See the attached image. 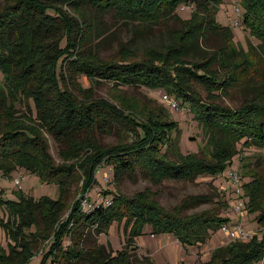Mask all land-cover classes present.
<instances>
[{
	"label": "trees",
	"instance_id": "1",
	"mask_svg": "<svg viewBox=\"0 0 264 264\" xmlns=\"http://www.w3.org/2000/svg\"><path fill=\"white\" fill-rule=\"evenodd\" d=\"M221 1L12 0L0 8V72L3 79L0 86V171L7 175L21 167L58 187V195L53 199L34 200L20 191L18 201H13L3 199L0 192V208L4 207L7 213V219L0 218V224L14 243L9 245L8 254L0 247V264H24L38 244L45 242L49 244L43 262L136 264L132 258L136 247L134 238L141 233L145 223L192 245L204 243L209 230L230 224L229 218L220 214V210L227 209L226 200H217L210 209L182 214L181 210L192 200L212 201L205 196L184 199L179 208L171 211L147 192L126 196L106 191L100 204L80 205V198L83 199V194L95 183V171L102 164L111 167L116 181L135 170L145 173L156 184L163 180H194L208 172L222 173L238 153L239 144L264 143V83L258 95L238 107L215 100L218 95L215 91L226 92L240 83L238 75L247 62L246 58L235 61L241 48L233 43L227 28L215 20L216 7ZM180 3H193L194 10L189 18L181 20L180 29L172 31L171 43L160 49L147 48L138 53L122 45L116 57H100L93 46H85L93 27L86 19L85 9L92 12L96 20L98 15L111 13L149 28L153 23L177 17L176 9ZM241 5L245 9L243 24L262 44L264 0H241ZM210 34L225 35V46L197 60H188V50ZM52 38L48 43L47 40ZM64 64L75 70L77 76L83 75L92 81L107 79L117 87H159L173 94L174 100L187 104L193 112L211 154L183 155L177 137L172 136L177 122L170 118L165 108L162 115L149 111L137 114L131 109L121 110L103 99L85 102L75 99L63 88L61 70ZM213 64L217 65L214 70L210 68ZM195 84L202 86L207 96L202 97L193 88ZM29 101L36 109L42 108L50 134L64 147L80 139L90 142L95 135L111 131L126 130L134 135L131 142L124 141L123 144H95L77 166L85 169L81 197L73 202L65 218L62 211L70 206L66 201L65 185L73 163L54 164L46 142L13 113L17 106H26ZM242 188L246 197L247 185L243 184ZM251 201L250 196L245 207L253 212ZM263 217L259 214L257 220L261 222ZM113 222H123L125 234L123 248L115 253L109 245L97 241V236L106 233ZM64 237L69 239L65 246L62 243ZM262 255L264 235L258 239L253 234L245 240H230L213 249L209 264H243ZM142 260L152 264L147 255Z\"/></svg>",
	"mask_w": 264,
	"mask_h": 264
},
{
	"label": "rangeland",
	"instance_id": "2",
	"mask_svg": "<svg viewBox=\"0 0 264 264\" xmlns=\"http://www.w3.org/2000/svg\"><path fill=\"white\" fill-rule=\"evenodd\" d=\"M11 1L0 0V8ZM207 5L211 6V3ZM194 7L193 3H180L176 9L178 18L171 17L163 23H153L149 28L137 26L135 22L128 19L114 17L111 13L98 15V20H96L93 13L85 9L86 19L93 26L87 35L85 46H93L100 57H116L122 45L135 49L138 53L147 48L160 49L163 45L171 43L172 31L181 28V20L189 18ZM216 8V22L227 28L231 33L233 43L241 48L240 55L235 56V61L242 58L247 60L240 69L242 71H240V75H238V71L235 73L240 78V83L226 90V92L215 91L218 93L215 96L217 102L235 108L245 100L258 95L262 90L264 83V41L260 44V41L251 34L250 29L243 24L242 15L245 9L241 5V0H222ZM69 12L73 14L71 9ZM262 38L264 40V36ZM52 40L53 38L48 39L47 42ZM225 40V35L210 34L188 50L187 59L197 60L208 52L225 46L227 41ZM216 67L217 65L213 64L210 68L214 70ZM61 72L64 79L63 88H66L77 100L85 102L92 99H103L121 110L131 109L137 114L149 111L153 114L162 115V109L165 108L169 112L170 118L177 122V129L172 133V136L177 137V144L181 153L183 155L197 153L199 156L211 154V149L205 144L203 129L194 118L189 106L177 100L175 101L182 104L171 106L168 100L163 99V94L172 99L176 98L164 89L140 86L117 87L107 79H99L98 81L94 79L95 81H92L83 75L77 76L76 71L69 69L66 64L62 67ZM2 83L3 79L0 72V86ZM193 88L202 97L207 96V92L202 86L195 84ZM13 113L25 124L30 125L29 127L46 142L47 151L54 164L67 163L71 165L73 163V170L70 171V178L65 185L68 193L66 201L70 206L68 209L66 208L67 210L62 211L64 218L73 202L81 197L85 169L77 166L93 150L95 144L108 145L117 142L123 144L124 141L131 142L134 139L131 131H128L129 133H126V130L118 133L111 131L108 134L95 135L90 142L80 139L71 142L70 146L64 147L58 144L50 134L45 120V112H42V108L36 109V106L29 101L26 106H17L16 112ZM238 148V153L232 157L231 163L222 173L214 175L208 172L197 176L194 180H163L156 184L145 173L135 170L134 173L127 174L116 181L113 178L111 167L102 164L95 171V183L83 194L84 198H80V205L82 206V201L86 199V205L88 203L100 204L104 200L103 192L106 191L126 196L147 192L163 208L171 211L179 208L184 199L192 196H205L212 201H207V199L192 200L188 206L181 210L182 214L188 215L210 209L218 203L217 200L221 202L226 200L227 209L220 210V214L229 218V227L231 224L239 223L244 230L250 232L251 235L256 234L260 239L264 235V217L261 222L257 220V217L259 214L264 216V143L250 146L239 144ZM228 170H234L240 176L241 184L247 185L248 195L246 197L241 186L242 195L240 199L243 202L239 212L234 210L237 199L232 192L231 182L227 176ZM17 178L19 179L18 184L15 183ZM0 190L3 199L13 201H18L20 191L25 197L34 200L41 197L53 199L58 195V187L55 184L47 183L40 179L37 174L21 167H16L7 175L0 171ZM250 196L253 200L251 201L253 212L248 211V207H245ZM5 213L4 207L3 209L0 208L2 220L7 219V213ZM229 239L226 232L216 228L209 230V237L204 243L184 244L174 234L156 231L151 224L145 223L141 233L134 238L136 247L132 258L134 257L136 264H145L142 260L144 255L150 258L152 264H209L213 249L224 246L230 242ZM97 241L105 246L109 245L112 253L122 249L125 243L123 222H113L106 233L97 236ZM62 243L64 246L69 244L68 237H64ZM48 244L49 242L42 245L38 244L36 251L24 264H55L50 260L43 262V254ZM9 245H14L12 238L0 224V247L6 254H8ZM243 264H264V255Z\"/></svg>",
	"mask_w": 264,
	"mask_h": 264
},
{
	"label": "built area",
	"instance_id": "3",
	"mask_svg": "<svg viewBox=\"0 0 264 264\" xmlns=\"http://www.w3.org/2000/svg\"><path fill=\"white\" fill-rule=\"evenodd\" d=\"M237 24V21H236ZM163 99L168 100L171 106H179L178 102L175 101L172 98H169L166 94H163ZM228 178L230 179L231 182V187H232V192L237 199V203L235 204L234 210L239 212L242 207V200L241 198V181H240V176L234 171V170H228ZM15 183H19V179L17 178L15 180ZM86 200H83L82 202V207H84ZM220 230L226 232L227 236L230 238L229 240H245L248 237L251 236L250 232L244 230L239 223L231 224V227H229L228 224H223L220 226Z\"/></svg>",
	"mask_w": 264,
	"mask_h": 264
}]
</instances>
